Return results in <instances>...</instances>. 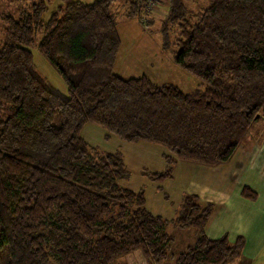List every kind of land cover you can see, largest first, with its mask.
<instances>
[{"label": "trees", "instance_id": "16d2710c", "mask_svg": "<svg viewBox=\"0 0 264 264\" xmlns=\"http://www.w3.org/2000/svg\"><path fill=\"white\" fill-rule=\"evenodd\" d=\"M20 1L15 15L0 9V264H110L137 250L157 264L174 242L169 223L196 232L174 264L239 258L243 235L205 233L212 202L184 193L173 218L151 213L144 188L119 183L129 176L123 154L81 132L92 123L105 138L165 148L164 169L143 172L153 182L171 178L177 160L228 162L264 118V0H206L198 11L169 0L161 31L172 33V60L205 85L188 92L114 72L116 0H59L47 19L49 0ZM117 1L126 18L152 21L146 0ZM31 47L65 93L37 71ZM241 194L256 197L246 185Z\"/></svg>", "mask_w": 264, "mask_h": 264}, {"label": "crops", "instance_id": "0c3cea01", "mask_svg": "<svg viewBox=\"0 0 264 264\" xmlns=\"http://www.w3.org/2000/svg\"><path fill=\"white\" fill-rule=\"evenodd\" d=\"M257 128L258 130H251L245 142L224 164L212 167L177 160L171 178L153 182L150 179L147 180L148 177L143 174L145 171H142L143 177L138 178L137 181L134 182L131 179L125 183L126 185L120 183L123 187L132 190H137L144 186L143 184H147L146 189L142 187L145 192L146 208L151 213L166 219H171L175 215L174 207L172 211H165L164 207L165 204L172 201V198L175 200V195L178 196L175 201L177 204L184 193L197 195L202 203L212 202L215 207L205 225L206 235L214 239L226 234L230 241H233L237 235H243L246 239L240 258L233 259L227 264H264V160H243L242 156L243 147L252 145L249 148L251 150L253 145H260L259 140L262 137L261 133L264 132V125H258ZM89 129L86 132L87 135L84 136L90 145H95L92 144L95 141L98 143L97 139H101V137L105 138V135L100 133L96 136L97 131L93 126H89ZM96 137L97 139L94 141ZM108 139L113 141V146L116 145L117 142L113 138L111 139V136ZM143 142L144 144H140V152L149 155L152 159L151 164L159 167L154 170L155 172L163 170L166 162L162 155L168 154L166 149L159 148V145L156 144ZM233 158L234 160H232ZM245 185L256 193L254 199L246 198L241 194V189ZM165 187L170 191H167ZM169 192H172V195ZM182 231H187L184 233L188 240L196 238L195 230ZM185 239L180 238V241H186ZM186 244L188 245V243ZM124 257H128V255ZM124 257L122 258L124 259Z\"/></svg>", "mask_w": 264, "mask_h": 264}, {"label": "rangeland", "instance_id": "374dc122", "mask_svg": "<svg viewBox=\"0 0 264 264\" xmlns=\"http://www.w3.org/2000/svg\"><path fill=\"white\" fill-rule=\"evenodd\" d=\"M83 2H90L92 0H81ZM59 0H49L47 3V10L43 14V19H47L51 11L55 8ZM182 5H184L188 10L198 11L204 9L207 6L206 0H180ZM27 4L30 0L26 1ZM169 0H159L152 12L147 15L152 19L149 24L138 20L136 17L126 18L124 16L125 3H120L116 0L113 10L117 13V28L121 40L120 49L115 61L114 72L122 77H138L141 75L148 76L152 81L157 83H173L180 87L183 91H191L194 89H203L205 85L195 76L191 75L180 66H178L172 60L171 42L173 40L172 33L169 31L168 38L165 39L162 33V23L165 18L170 14L169 11ZM24 1L20 0H0V9L3 11L10 12L15 15L19 6H23ZM169 41V43H168ZM168 43V44H167ZM33 55V61L37 68V71L45 77L54 87H56L60 92L65 93L67 91L66 84L57 74L54 68L49 64V62L37 51L35 47L29 48ZM257 125H264V119L257 123ZM89 126H93L97 131L96 136L100 133L101 135L107 133V131L94 124H86L82 128V135L85 140L84 135L89 131ZM91 128V127H90ZM262 137L259 140L260 145L243 147L242 156L243 160H264V132L261 133ZM100 136V135H99ZM117 143L113 146V141L108 138L101 137L97 139L99 142L93 146L104 150V151H115L118 150L123 154L126 166L129 170V176L126 179L119 181L123 185L131 181L135 182L138 178H142V171H153L157 170L159 167L153 166L152 159L149 155H145L144 152H140V144H144L143 141L136 143H129L120 140L114 135H110ZM92 141V140H91ZM101 142V143H100ZM248 140V144H249ZM252 142V140H251ZM157 147V146H156ZM155 147V148H156ZM159 148H163L158 146ZM165 149V148H164ZM155 157V156H154ZM234 160V158L232 159ZM166 166V164H165ZM179 176V173H177ZM149 180V178L147 179ZM120 183V184H121ZM146 189L147 184H143ZM132 186V185H131ZM149 189V188H148ZM165 189L168 190L166 187ZM172 195V192H169ZM178 196L175 195V200L169 201L164 205L165 211H172L177 208ZM189 230H194L193 228H188ZM188 229H181L172 223H169L166 230L168 233L174 236V242L168 248V256L163 261L157 264H174V259L177 254L182 251L188 243L191 244L194 240H188L185 233ZM180 238H186V241H180ZM140 258V259H139ZM240 258V257H239ZM261 258V255H260ZM123 260V261H121ZM127 260H129L127 262ZM123 262V263H120ZM125 262V263H124ZM149 264L148 261L143 257L141 251L137 250L124 257L113 261V264Z\"/></svg>", "mask_w": 264, "mask_h": 264}, {"label": "built area", "instance_id": "2783aa9c", "mask_svg": "<svg viewBox=\"0 0 264 264\" xmlns=\"http://www.w3.org/2000/svg\"><path fill=\"white\" fill-rule=\"evenodd\" d=\"M159 0H146L145 1V6H144V10L145 12L149 13L153 11V8L155 7V4L158 2ZM145 21V20H143Z\"/></svg>", "mask_w": 264, "mask_h": 264}]
</instances>
